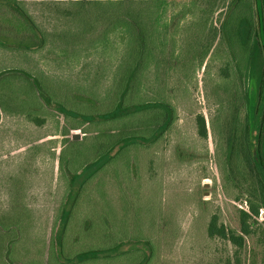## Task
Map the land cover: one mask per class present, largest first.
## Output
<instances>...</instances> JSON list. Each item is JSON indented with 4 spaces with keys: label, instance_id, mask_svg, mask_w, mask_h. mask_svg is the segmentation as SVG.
<instances>
[{
    "label": "rangeland",
    "instance_id": "1",
    "mask_svg": "<svg viewBox=\"0 0 264 264\" xmlns=\"http://www.w3.org/2000/svg\"><path fill=\"white\" fill-rule=\"evenodd\" d=\"M256 24L254 0H0V264H263L248 162L229 176L197 159L198 120L242 124L264 68ZM143 103L174 111L153 143L141 139L166 121L159 109L84 120ZM212 220L243 246L211 238Z\"/></svg>",
    "mask_w": 264,
    "mask_h": 264
},
{
    "label": "flooded vegetation",
    "instance_id": "2",
    "mask_svg": "<svg viewBox=\"0 0 264 264\" xmlns=\"http://www.w3.org/2000/svg\"><path fill=\"white\" fill-rule=\"evenodd\" d=\"M254 6L258 25L256 24L255 28L250 27L248 34L251 33L261 39L260 44H257V49L260 45L264 52V25H262L264 0H254ZM251 61L253 64L254 58ZM256 66L257 63L249 77L250 90L246 91L243 96V100L246 102V114L241 125L238 119L230 118L229 121H226L223 114L220 113L222 117H218V113L213 117L212 124L218 122L221 128L215 129V126H212L214 131L211 132L210 124L206 125L203 118L198 120L197 125L200 126L198 133L206 145L197 159L203 160L205 166L222 160L227 164L226 170L229 176L233 175V171L237 172L236 163L240 160L247 161V168H250L254 173L256 187L264 195V68L260 73L256 70ZM224 77L227 78L229 75ZM219 119L222 121L219 122ZM191 151L192 148L188 153L190 160L194 156Z\"/></svg>",
    "mask_w": 264,
    "mask_h": 264
},
{
    "label": "trees",
    "instance_id": "3",
    "mask_svg": "<svg viewBox=\"0 0 264 264\" xmlns=\"http://www.w3.org/2000/svg\"><path fill=\"white\" fill-rule=\"evenodd\" d=\"M10 8L20 12L21 16L28 22V24L34 29L37 30L38 32H40V29L38 28V25L34 22L33 18L31 17V15L29 14V12L20 9L17 7V5H8ZM40 36V34H39ZM45 40L40 41V45L38 48H44L45 47ZM149 109H159L161 111H163L166 115V121L160 126V128L156 129L155 131V135H153V137H149L146 139H141V140H146L149 143H153L154 141H156L158 139V137L163 134L167 128L169 127V125H171V123L173 122V110L169 107V105L167 104H163V103H143V104H138V105H133L131 107H123L121 104L117 107V109L107 115H103V116H84V120L86 123L95 121V120H109V119H117V118H121L127 115H131V114H135L138 112H142L145 110H149ZM63 111L67 112L69 116H79L77 113L72 112V111H68L67 109L63 108ZM104 163L101 162H96L92 165H90L87 168V171L89 172V176L92 175L91 170L95 173L98 170H100V168L103 166ZM252 210L254 213L258 214V208L256 207H252ZM243 217H247L249 218V215L245 212H242ZM66 229V221L64 220L58 230L57 235L58 236H62L64 231ZM241 232L244 235H249L251 233L250 231V227L247 224H243L241 227ZM208 235L212 238L215 236H218L220 238H226L229 241H231L233 244L242 247L243 243H244V238L238 234L232 233L231 235L229 233H227L226 228L224 226L219 227L217 224L216 220H212L208 226ZM264 236V235H263ZM263 247H264V241H263ZM149 252H151V246L148 248V260L151 261L152 259V255H149ZM108 255L107 251H90L84 254H81L79 256H76L74 261L75 262H84L90 259H96V258H104ZM263 264H264V253H263Z\"/></svg>",
    "mask_w": 264,
    "mask_h": 264
},
{
    "label": "crops",
    "instance_id": "4",
    "mask_svg": "<svg viewBox=\"0 0 264 264\" xmlns=\"http://www.w3.org/2000/svg\"><path fill=\"white\" fill-rule=\"evenodd\" d=\"M5 2V1H4Z\"/></svg>",
    "mask_w": 264,
    "mask_h": 264
}]
</instances>
